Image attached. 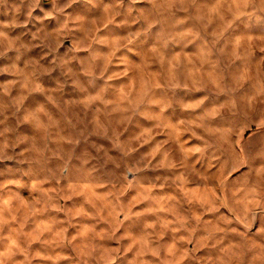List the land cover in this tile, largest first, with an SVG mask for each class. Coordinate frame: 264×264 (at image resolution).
Returning a JSON list of instances; mask_svg holds the SVG:
<instances>
[{
    "label": "clouds",
    "instance_id": "9594fccd",
    "mask_svg": "<svg viewBox=\"0 0 264 264\" xmlns=\"http://www.w3.org/2000/svg\"><path fill=\"white\" fill-rule=\"evenodd\" d=\"M0 264H264V0H0Z\"/></svg>",
    "mask_w": 264,
    "mask_h": 264
}]
</instances>
